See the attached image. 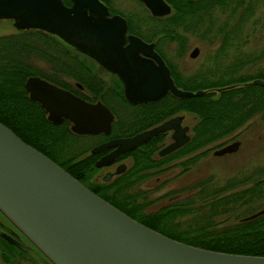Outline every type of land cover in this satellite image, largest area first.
Segmentation results:
<instances>
[{
    "label": "trees",
    "instance_id": "trees-1",
    "mask_svg": "<svg viewBox=\"0 0 264 264\" xmlns=\"http://www.w3.org/2000/svg\"><path fill=\"white\" fill-rule=\"evenodd\" d=\"M62 1L69 4V0ZM165 1L170 6L169 13L161 16L147 13L142 29L127 18V30L146 41L154 40L158 52L161 41H173L178 54L184 52L187 31L201 38H218L219 44L212 53L210 66H199L192 73H182L163 57L176 86L203 89V93L186 97L166 93L158 100L130 103L123 96L119 78L112 73L113 78L105 83L93 68L98 64L86 54L43 30L16 29L14 33L0 35V122L92 192L140 223L195 246L264 255V212L245 218L253 211H229L236 204L257 198L264 188V177L253 179L248 185L245 183L250 176L235 181L228 179L219 186L198 182L189 187L196 188L192 196L175 199L149 212L144 209L147 205L144 191L132 189L147 176L168 167L174 158L190 154L182 163H193L209 150L210 143L234 132L253 115L264 122V85L251 82L253 78L264 79V63L256 70L243 72L241 68L254 64L259 56L245 52L239 45L243 42L241 36L250 27L247 19L259 0ZM214 7L217 9L213 10ZM230 50L234 54L229 55ZM30 55L44 58L50 65L52 71L44 72L46 80L82 98L100 100L108 106L114 115L109 132L84 136L71 132L66 119L60 123L46 119L42 107L27 97L23 86L26 76L42 75L41 70L29 62ZM57 73L69 76L84 91L69 87ZM111 101L124 112L122 116ZM185 111L195 115L196 120L190 128L189 139L183 145L162 156H155L157 142L164 132L158 133L126 151L131 162L125 172L110 182H90L96 154L87 153L77 158L86 149L105 137L129 135ZM85 137L90 139L87 146H82V143L73 145L77 139ZM199 149L202 150L194 153ZM262 171L264 166L258 168L259 174ZM197 198L202 200L200 205L194 204ZM192 211L189 218L176 219Z\"/></svg>",
    "mask_w": 264,
    "mask_h": 264
},
{
    "label": "water",
    "instance_id": "water-1",
    "mask_svg": "<svg viewBox=\"0 0 264 264\" xmlns=\"http://www.w3.org/2000/svg\"><path fill=\"white\" fill-rule=\"evenodd\" d=\"M140 1L151 15L170 11L165 0ZM0 19H11L17 29L36 28L54 34L86 54L119 78L128 102L154 101L166 93L186 97L204 92L176 86L153 42L125 34L124 17L108 15L101 0H69V4L62 0H0ZM195 54L193 48L189 55ZM251 82L264 85L261 78ZM23 86L28 98L38 102L53 123L65 118L77 134L109 132L113 115L101 101H87L38 75L27 76ZM182 117L175 114L131 135L94 145L90 152L114 146L94 165L110 164L122 152L166 130H171L170 141L158 154L169 153L189 138ZM236 145V141L226 144L216 152L233 150ZM0 212L52 264H264V255L195 246L140 223L1 122ZM262 212L264 206L245 218Z\"/></svg>",
    "mask_w": 264,
    "mask_h": 264
},
{
    "label": "rangeland",
    "instance_id": "rangeland-1",
    "mask_svg": "<svg viewBox=\"0 0 264 264\" xmlns=\"http://www.w3.org/2000/svg\"><path fill=\"white\" fill-rule=\"evenodd\" d=\"M109 1H110V5L113 8H115L114 9L115 12L125 15L126 18L140 17L143 18V20L145 21V15L147 13L150 14L148 9L138 0H109ZM216 9H217L216 7L213 8V10ZM219 17H221V13H219ZM12 22L13 21L11 19H0V35H6L9 33H14L16 31L17 28L12 24ZM248 22L250 24V27L247 29V33L241 36V41L243 42H240L239 45L240 48L245 52L246 51L250 52L253 55L259 56V58H257V61L254 64L243 66L241 68L243 72H251L253 70H256L258 66H261L264 63V0L261 1L259 0V2L255 4V8L251 16L248 17L247 19V24ZM138 28L141 29L142 26H138ZM185 36H186V41L184 44L185 49L182 54H178L176 52L175 42L169 40L161 41V43H159L158 45L160 52L159 54L161 55V57L162 58L164 57L176 69L180 70L182 73L185 74L192 73L193 70H195L199 66H203V67L210 66L211 56L219 44V39L216 37L211 38L208 36L206 37L207 39L201 38L200 35L195 34L194 32L191 31H187L185 33ZM193 48H196V54L194 56H190L189 53ZM230 54H234V51L231 52L230 50L229 55ZM29 57H30L29 62H31L35 67L40 69L42 72L41 76L38 74H30V75H38L40 77H43L44 72L52 71V69H50V65L46 62V60H44V58L31 56V55ZM95 63L97 62L95 61ZM98 65L94 64L93 67L96 74L105 83L111 80L113 78V75H111L112 73L108 72L101 65L100 66L103 69L100 68ZM57 75L62 80L67 81L69 87H73V88L78 87L80 90L84 91L82 86L79 83L76 84V82L73 79H71L69 76L59 73H57ZM87 101L92 102L95 100H87ZM111 102L113 106L117 107L118 109L117 103L114 101ZM118 110H119V114H121L122 116L124 112H121V108ZM181 114L183 115L181 123L188 126V130L186 131V133L190 136V128L192 124L195 122L196 117L195 115L186 111L181 112ZM113 119H114V115L111 121ZM163 132H159V133H163ZM166 133L167 132H164L162 138L157 142L156 145L157 148L154 151L153 155L159 156L156 153L157 149H159L160 147L165 145L168 141H170L169 136ZM77 140L78 141L73 142V145H77V143L78 144L82 143V146H87L90 143V139H88L87 137ZM235 141L237 142V145L233 150L224 151L221 153L216 152L226 144ZM208 146H209L208 147L209 150L206 153L200 155L193 163H188L186 165L182 163V161L186 159L190 154L174 158L168 163L167 165L168 167L147 176L142 181L133 185L132 189L139 188L145 193L144 195H145V200L147 201V205L145 206L144 209L146 212L154 211L160 208L161 206L174 201L175 199L185 198L190 195L192 196L193 191L196 188L189 189V187H191L192 185L198 182H203L208 186L210 185L219 186L225 184L228 179H232L235 181L236 179L242 178L243 176H250L251 178H249L248 181L245 183L248 185L252 182L253 179L257 177H264V171H262L260 174L258 173V168L264 166V122L261 121L257 115H253L237 130H235L234 132L230 133L225 137L220 138L219 140H216L215 142L210 143ZM202 149H199L196 152L194 151V153H197ZM87 153H90L89 149L88 150L86 149V151L83 152L81 155H79L77 158H80ZM105 171H106L105 167L99 169L98 168L93 169L92 174L89 178L90 182H97V183L103 182V180H101V176L104 174ZM114 177L109 180H105L104 182L106 181L110 182L111 180L114 179ZM198 199L199 198H197L196 200ZM201 201L202 200H198L194 202V204L200 205L202 203ZM263 206H264V188L262 189L261 192H259V195L254 200L252 199L248 200L247 202L240 205L236 204L235 207H233V209L229 211L232 213L247 211V210H251V212L252 211L254 212ZM193 212L194 211L185 215H181L176 219L185 220L189 218ZM1 229H3L2 226H0V231H2ZM2 240L3 239H0V242ZM0 264H3L1 259H0ZM44 264H49V263L46 260H44Z\"/></svg>",
    "mask_w": 264,
    "mask_h": 264
},
{
    "label": "flooded vegetation",
    "instance_id": "flooded-vegetation-1",
    "mask_svg": "<svg viewBox=\"0 0 264 264\" xmlns=\"http://www.w3.org/2000/svg\"><path fill=\"white\" fill-rule=\"evenodd\" d=\"M101 1L106 5V7L108 9V15L117 13V14H120L122 17H124V19L126 21V32H125V34H128V33L136 34V33H133V32H130V31L127 30V23H128V21H127V18H126L125 15H123L121 13H118V12H115V10H114L115 8H113L110 5V1L109 0H101ZM138 1H140V0H138ZM140 2L143 4L142 1H140ZM130 19L132 21H134L137 26H142V28L144 27V25H143V22H144L143 18L136 17V18H130ZM136 35H138V34H136ZM151 42H153V41H151ZM153 48H154V50L156 52H158L156 50L155 46H154V42H153ZM158 54H159V52H158ZM26 93H27V91H26ZM143 103H146V102H143ZM42 111L44 113V116L46 117V113L47 112L43 108H42ZM63 120H64V118L61 121H63ZM60 122H58V123H60ZM68 122H69V124H68V128H69L70 121H68ZM164 132H167L166 134H168L169 139H170L171 130H166ZM101 133H103V132H101ZM94 134H96V133H94ZM104 134H107V133H104ZM80 135H92V133H84V134H80ZM129 135H131V134H129ZM119 136H126V135H118V136H112V137H105V138L101 139L99 142L93 144L91 147H93L94 145H97L99 143H102L104 141H107V140H109L111 138L119 137ZM91 147L89 148V152H90ZM113 147L114 146L112 145V146H109V147H105L103 149H100L98 151H95V152H90V153H95L96 154V156L93 158V165H94V161L97 158H99L101 155H103V154L107 153L108 151H110ZM158 150L159 149H157V151H156L157 155H159L158 154ZM126 151H128V150H126ZM126 151H124L121 154H119L118 156H116L114 158V160L110 164L102 165V166H98V167L94 165L95 168H98V169L99 168H102V167H105L106 168V171L101 176V180L105 181L103 179V177L106 175V173H109V175H108V177L106 179V180H109V179L113 178L114 176L117 177V175H119V174H121V173H123V172H125L127 170V168L130 165V162H131V156ZM159 156H161V155H159ZM116 170H118V172H116ZM0 217H1L0 218V226L3 227V229H1L2 231H0V239H3L0 242V259L3 262V264H44V260H46L49 264H52L44 256V254L37 247H35L26 238V236L23 233H21L1 212H0ZM2 218H4V219H2ZM7 236L10 237L13 241L10 238H8Z\"/></svg>",
    "mask_w": 264,
    "mask_h": 264
}]
</instances>
